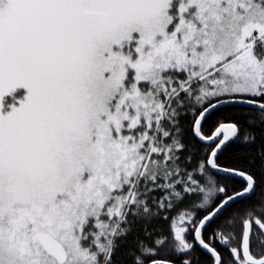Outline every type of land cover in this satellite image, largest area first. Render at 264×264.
<instances>
[{"label":"snow or ice","instance_id":"1","mask_svg":"<svg viewBox=\"0 0 264 264\" xmlns=\"http://www.w3.org/2000/svg\"><path fill=\"white\" fill-rule=\"evenodd\" d=\"M0 264H264V0H0Z\"/></svg>","mask_w":264,"mask_h":264}]
</instances>
